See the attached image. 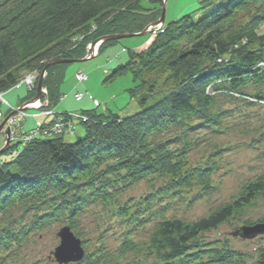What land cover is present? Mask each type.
I'll list each match as a JSON object with an SVG mask.
<instances>
[{
	"label": "trees",
	"instance_id": "obj_1",
	"mask_svg": "<svg viewBox=\"0 0 264 264\" xmlns=\"http://www.w3.org/2000/svg\"><path fill=\"white\" fill-rule=\"evenodd\" d=\"M147 1L151 6L143 0H5L0 8V92L18 85L28 72H41L52 60L85 57L88 43L98 38L144 31L162 13V0ZM262 24L264 0H230L199 19L188 13L164 21L162 30H152L155 37L147 49H129V59L105 79L131 68L136 85L130 93L139 96V112L123 117L111 112L107 119L92 113L84 121L88 132L74 142L62 135L39 136L21 147L22 142L13 140L8 147L14 149L11 158L0 155V221H10L0 229V254L11 251L31 231L29 225L15 230L8 214L17 207L29 210L50 203V210L35 215L32 229L68 213L73 231L83 204L98 198L110 201L119 185L167 177L164 186L144 199L149 208L158 195L183 189L199 187L209 194L216 165L209 159L189 168L190 136L202 127L221 129L222 112L216 104L221 95L264 104V34L258 33ZM116 42L103 41L99 54ZM65 65L47 68L43 83L49 108L62 97ZM162 73L173 83L171 91L144 107L147 97L139 92L147 87L153 92ZM249 81L258 85L254 92L243 87ZM37 85L26 98L35 96ZM81 188L85 196L79 197ZM259 195L264 197V176L248 182L239 200L207 217L191 223L164 217L151 233L149 249L162 255L163 264H195L203 255L227 263L230 250L210 247L201 242V234L218 228ZM121 215L127 217L129 210L123 208ZM259 221L264 223V216ZM137 248L126 240L119 255ZM259 255L256 264H264V248Z\"/></svg>",
	"mask_w": 264,
	"mask_h": 264
},
{
	"label": "rangeland",
	"instance_id": "obj_2",
	"mask_svg": "<svg viewBox=\"0 0 264 264\" xmlns=\"http://www.w3.org/2000/svg\"><path fill=\"white\" fill-rule=\"evenodd\" d=\"M229 1L164 0L162 8L163 6L165 8V23L188 13L199 19ZM4 2L5 0H0V8ZM143 4L151 6L147 0H143ZM245 18L243 14L240 15V20L243 21ZM160 26L158 30L164 28V23ZM150 29L154 30L155 26L149 28L151 36L145 34L121 38L97 56L92 53L89 57L85 55L83 58L87 59L84 61L66 63L65 78L61 85L62 97L53 105V110L47 115L37 110L38 108L19 111L8 122V125L11 124V133H15L12 139H18L15 137L21 127L29 132L35 124L38 126L46 121H53L47 125L52 126L65 114L68 120L73 121L75 130V135L66 136L65 140L74 142L85 136L88 128L78 116L65 112H76V114L84 112L89 116L97 113L103 119H107L106 114L111 112L122 117L139 112L142 108L139 96L133 97L130 93V88L136 85L131 68L112 80L105 81V79L108 72L118 63L129 59V49L141 52L149 47L155 37L154 31L150 32ZM258 33L264 34V24L260 26ZM93 42L87 45L91 50L102 43H96L92 48ZM45 68L41 72L26 73L18 85L7 90L5 99L9 104L18 107L25 102L28 103L30 98L26 97L29 94V85L25 79L29 74L44 79L47 75ZM80 72L87 74V78L80 80L76 77ZM155 84L157 86L153 88V92L148 90L149 87L146 91L139 92V95L143 94L147 97L144 107L161 100L173 87V83L166 81L165 73L161 74ZM243 87L247 92L258 89L257 83L253 81L247 82ZM76 93L83 95L80 99H76ZM94 99L98 100L97 103ZM93 103L102 105L94 106ZM216 104L222 112L223 126L218 130L202 127L191 134L188 153L189 168L206 164L209 159L215 162L216 170L212 174L210 193H203L201 188L195 187L191 190L183 189L176 193H168L163 197L158 195L149 208L144 203V199L164 186L168 181L167 177L156 181L145 179L138 183L116 186L111 191L113 197L110 201L105 202L100 198L88 200L80 208V213L74 217L76 228L73 231L82 240L85 256L79 262L68 264H163L162 255L149 249L151 233L162 218L181 219L185 223H191L207 217L220 206L239 200L248 182L264 176V104L250 103L226 95L217 97ZM8 107L1 104V112L7 111ZM20 116H25L26 123L22 126H20L22 124ZM2 120L0 117V123ZM25 130L22 132L25 133ZM0 143V148H3L6 144V135L0 134ZM218 150L221 152L215 154ZM12 153L14 149L10 148L0 155L9 159ZM1 159L0 163H3ZM12 169H15L14 166ZM88 192L90 188H87L86 193ZM76 194L79 197L85 196V189L81 188ZM20 208L17 207L9 213L8 217L11 216L16 231L27 225L30 226L31 231L26 239L14 245L11 251L0 254V264H58L51 258V254L60 244L58 232L62 227L70 225L71 216L66 213L39 228L32 229L35 215L43 214L52 206L46 203L29 210ZM123 208L129 210L127 217L121 215ZM262 216H264V197L259 195L251 203L235 211L234 215L218 228L203 232L201 242L212 248L228 249L232 256L229 262L220 263L213 261L211 255H203L195 264H256L260 256L259 250L264 248V233L245 238L238 232L242 227L250 225V222L253 223L251 225L259 223ZM8 222L10 221H0V229L9 224ZM126 240L137 243L138 248L120 256V248Z\"/></svg>",
	"mask_w": 264,
	"mask_h": 264
},
{
	"label": "water",
	"instance_id": "obj_3",
	"mask_svg": "<svg viewBox=\"0 0 264 264\" xmlns=\"http://www.w3.org/2000/svg\"><path fill=\"white\" fill-rule=\"evenodd\" d=\"M164 1V0H162ZM165 21V8L163 6L162 8V14L161 17L156 20L155 22L151 23L146 29L140 33H125V34H114V35H108L101 37L100 39L95 40L91 45L92 48L95 46L96 43H101L106 40H119L121 38L126 37H132L136 35H145L149 28L157 27L158 25L164 23ZM87 58H80V59H55L52 60L45 69L48 68V66L53 64H61V63H70V62H80L84 61ZM43 86V78L41 77L38 82L36 95L28 101V103L23 104L22 106L16 108L12 112H10L0 123V134L6 135V144L3 148H0V154L4 153L8 147L11 145V124L8 125V122L11 120L13 116H15L19 111H25L29 108H38L40 106L39 99L41 98V90ZM35 102L34 107L32 103ZM1 147V143H0ZM239 233V232H238ZM264 233V223H257L254 225H248L241 228V232L239 233L241 236L245 238H251L258 234ZM58 236L60 237V244L56 247L55 251L51 254V258H53L56 262L59 264H68L70 262H79L81 261L85 256V249L83 247L82 240L77 237L74 232L72 231L71 227L69 225H66L60 229L58 232Z\"/></svg>",
	"mask_w": 264,
	"mask_h": 264
},
{
	"label": "built area",
	"instance_id": "obj_4",
	"mask_svg": "<svg viewBox=\"0 0 264 264\" xmlns=\"http://www.w3.org/2000/svg\"><path fill=\"white\" fill-rule=\"evenodd\" d=\"M93 54H95V51L92 52ZM90 51V47L88 48V55L90 56V54H92ZM27 77V76H26ZM77 77L80 80H84L87 78V75L83 72L78 73ZM35 76L32 74H29L28 77L25 79V81L27 82V84L29 85V87L33 86V83L35 81ZM44 94H47V88H43L42 89ZM77 99H80L82 97V94H77ZM95 103H97V101H95ZM1 104H5L8 105L9 108H11V106L9 105V103L6 101V99L3 96V93L0 92V105ZM43 103L42 101H40V106H42ZM39 106V107H40ZM51 111H46V114H49ZM23 115V114H21ZM0 116H2V113H0ZM21 117V116H20ZM25 116H22L20 118V120H24ZM81 119L86 120V117L80 116ZM20 127V126H19ZM62 133H73V129H72V123L70 120L67 119L66 116H60V118H58L55 122L54 125L52 124V126H44L42 124H39L37 126V128H35L34 130L28 132V133H23L21 131L18 132L17 140L19 142H22V145H25L26 143H28L29 141L33 140L34 138H36L38 135L42 134L43 136H52V135H60ZM13 134H15L13 132Z\"/></svg>",
	"mask_w": 264,
	"mask_h": 264
}]
</instances>
